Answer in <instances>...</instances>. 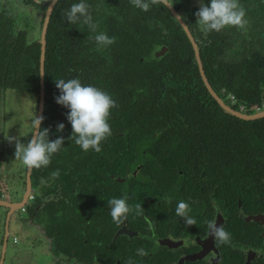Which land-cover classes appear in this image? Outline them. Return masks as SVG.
Instances as JSON below:
<instances>
[{"label":"trees","instance_id":"obj_1","mask_svg":"<svg viewBox=\"0 0 264 264\" xmlns=\"http://www.w3.org/2000/svg\"><path fill=\"white\" fill-rule=\"evenodd\" d=\"M79 2L60 0L47 29L40 128L50 130L49 140L63 137L64 144L52 155L50 165L34 174L59 170V179L78 182L93 193L108 187L109 175L130 173L135 160H141L142 171L153 172L155 181L162 172H196L203 166L213 172V180L225 181L227 187H233L231 180L237 179L243 203L251 202L257 193L264 196V118L243 121L218 107L201 82L186 35L166 7L148 0L150 9L144 12L130 0H84L92 22L98 25L93 32L82 19L76 23L66 19L70 6ZM239 3L249 6L251 0ZM175 9L185 12L213 89L233 95L236 104H261L264 20L253 24L245 17L246 34H233L227 27L202 33L194 11L189 12L183 2ZM2 16L0 98L7 90L38 93L40 45H26L25 34H14V24L4 23ZM99 32L114 36L116 42L98 51L89 37ZM162 47L164 55L155 58L154 52ZM74 78L101 89L116 102L108 119L111 135L101 142L100 152H85L69 139L72 127L66 117L70 110L56 103L60 92L55 80ZM60 123L65 125L63 132L57 131Z\"/></svg>","mask_w":264,"mask_h":264},{"label":"flooded vegetation","instance_id":"obj_2","mask_svg":"<svg viewBox=\"0 0 264 264\" xmlns=\"http://www.w3.org/2000/svg\"><path fill=\"white\" fill-rule=\"evenodd\" d=\"M52 1L16 0L14 9L0 4V16L5 14L3 22L14 24V34H25L26 45L38 43L41 47L42 28ZM59 1L54 3L49 15L45 53L47 29ZM163 1L165 3L159 0L186 35L166 4L185 24L199 54L196 39L185 22V12L176 10L175 6L183 2L189 12L194 11L196 21L195 13L199 7L190 9V0ZM202 1L203 4L207 2ZM255 1L258 2V21H263L264 0ZM27 7L42 10L37 39H29L33 20ZM227 29L233 34H246L249 28L246 25L243 28L227 26ZM199 30L205 32L200 26ZM163 49L162 55H155ZM192 50L201 82L214 100L203 83L193 47ZM165 51L162 47L154 52V57L163 56ZM45 53L41 112L40 54L38 93L7 90L0 98V264H126L129 258L133 264H264V196L257 193L251 202L243 203L237 179L231 180L233 187H227L225 181L213 180V172H207L203 166L196 172H162L159 174L162 178L155 181L153 172L142 171L145 163L135 160L130 173L109 175L108 187H100L93 193L86 192L78 182L53 178L51 173L35 175V168L28 174V168L15 160V142L10 143L6 138H18L27 144L34 131L32 121L43 116ZM202 70L204 72L203 65ZM205 78L229 110L244 116L264 114V101L251 106L236 104L233 95L224 90L217 93L206 75ZM41 179L46 183L42 184ZM123 196H127L129 206L141 204L144 214L130 211L118 224L110 216L108 201ZM166 197L171 198V203ZM181 200L189 204L188 214L196 219V225L185 226L184 219L175 214ZM254 216L256 220L249 221ZM212 220L230 233V243H220L209 235L207 222ZM149 222L154 225V230L149 228ZM140 249L147 255L138 254Z\"/></svg>","mask_w":264,"mask_h":264},{"label":"clouds","instance_id":"obj_3","mask_svg":"<svg viewBox=\"0 0 264 264\" xmlns=\"http://www.w3.org/2000/svg\"><path fill=\"white\" fill-rule=\"evenodd\" d=\"M131 4L144 12L149 11L150 3L148 0H130ZM151 4H156L159 0H150ZM89 5L81 0L74 3L65 13L69 23H76L82 19V23L88 25L90 30L96 32L97 24L92 22V16L89 14ZM245 9L240 5L239 0H210V5L200 4L199 10L195 13L197 17L196 24L205 32L221 31L227 26L243 28L247 21L245 20ZM98 48L102 50L116 42V38L109 37L106 32H99L94 37ZM56 88L60 95L57 96L56 103L69 109L67 120L72 127L70 140L74 141L83 151L92 149L100 152V144L111 135V127L108 123L110 109L117 107L116 102L111 96L94 86H84L77 78L65 81L64 79L55 80ZM44 120L43 116L35 117L32 121L33 133L27 144L21 143L18 138L7 137L10 143L15 142V160H18L28 169H39L48 167L51 163V157L57 153L64 144V138L58 137L55 140H49V129H41L40 125ZM65 125H57V131L63 132ZM53 178H58L59 170L51 173ZM41 183H46L41 179ZM171 203V198H165ZM110 216L116 223H122L130 211H135L137 215H143L144 209L141 204L129 206L127 196L122 198H112L108 201ZM190 206L187 202L181 200L178 202L175 214L182 217L185 226H194L197 221L188 213ZM147 219V217H145ZM149 228L154 230V225L149 222ZM209 235L223 244L230 243V233L223 226H218L215 220L207 222ZM138 254L147 255L143 249ZM126 264H133L129 258Z\"/></svg>","mask_w":264,"mask_h":264},{"label":"water","instance_id":"obj_4","mask_svg":"<svg viewBox=\"0 0 264 264\" xmlns=\"http://www.w3.org/2000/svg\"><path fill=\"white\" fill-rule=\"evenodd\" d=\"M57 0H53L52 3L50 4L47 12H46V18H45V22H44V25H43V28H42V34H41V40H40V44H41V47H40V111L41 112V109H42V100H43V63H44V53H45V31H46V27H47V23H48V19H49V15H50V12H51V9L54 5V3L56 2ZM163 3H165L163 0H161ZM166 6L168 7V9L171 11V13L173 14V16L177 19V21L180 23V25L182 26L183 30L185 31L187 37L189 38L191 44H192V47L194 49V52H195V58H196V61H197V64H198V67H199V71H200V75L202 77V80H203V83L205 85V87L207 88L208 92L210 93V95L214 98V100L219 104L220 108L221 109H224L225 111H227L228 113L240 118V119H243V120H252V119H257V118H260V117H263L264 114H260V115H255V116H244V115H241V114H238L236 112H233L232 110H229L223 103L222 101L214 94V92L211 90L210 86L208 85L207 83V80L205 78V75H204V72L202 70V65H201V62H200V58H199V54H198V50H197V47L195 45V42L192 38V36L190 35L188 29L186 28L185 24L182 22V20L179 18V16L174 12V10L168 5L166 4ZM164 52V49L157 52L155 55L156 56H159V55H162ZM30 172V169H28V174ZM29 190V186L27 188V191ZM257 217H252L249 219L250 220H256Z\"/></svg>","mask_w":264,"mask_h":264},{"label":"rangeland","instance_id":"obj_5","mask_svg":"<svg viewBox=\"0 0 264 264\" xmlns=\"http://www.w3.org/2000/svg\"><path fill=\"white\" fill-rule=\"evenodd\" d=\"M16 0H0V4L5 5L6 7H10L14 9V4H15ZM190 9L193 7H200V4L203 3L202 0H190ZM16 7V4H15ZM21 7V6H20ZM250 10V12H248L247 10ZM243 8L245 9L246 15L248 16L249 19L252 20L253 24L258 21L259 18V14H258V2H256L255 0H253L249 6H245L243 5ZM27 12L29 13V16L32 17L30 18L31 20H33L31 23L33 26H31V31H30V36L29 39H37L38 34H39V21H40V17L42 15V10L39 8H32V7H27L26 8ZM252 11V13H251ZM30 23V24H31ZM9 118V116H8ZM16 132L19 134V130L16 129ZM14 189L17 190V184H14Z\"/></svg>","mask_w":264,"mask_h":264}]
</instances>
